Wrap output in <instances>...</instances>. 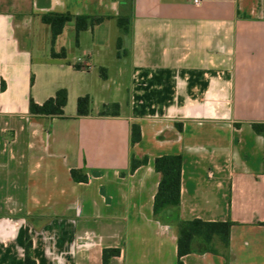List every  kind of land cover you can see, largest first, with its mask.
<instances>
[{"label":"crops","instance_id":"obj_1","mask_svg":"<svg viewBox=\"0 0 264 264\" xmlns=\"http://www.w3.org/2000/svg\"><path fill=\"white\" fill-rule=\"evenodd\" d=\"M48 13L105 20L79 34L69 21L52 44ZM61 89L63 117L31 115V100ZM253 123L264 124V0H0V264H25L27 233L36 264H103L105 249L120 250L109 264H177V223L193 220L231 222L229 246L197 241L184 264H264ZM165 155L182 157L181 202L156 218ZM133 158L147 163L132 171Z\"/></svg>","mask_w":264,"mask_h":264},{"label":"trees","instance_id":"obj_2","mask_svg":"<svg viewBox=\"0 0 264 264\" xmlns=\"http://www.w3.org/2000/svg\"><path fill=\"white\" fill-rule=\"evenodd\" d=\"M76 22V30L79 34L81 31L94 27L102 23L105 17H88V16H73L70 13H48L42 16V21L50 25L52 30V44L59 35L62 34L65 24L69 21ZM117 24L121 35H126L130 32L131 15L121 14L117 18ZM122 46V38L118 39V48ZM54 58H65L66 54L63 50L61 53H55L52 50ZM78 68V67H77ZM68 102V92L66 89L57 91L56 95L43 104H37L33 100L30 101V113L33 116L45 117H63L65 107ZM115 114H118L119 106L112 105ZM77 113L79 116L90 114V98L88 96L80 97L77 101ZM180 128V127H179ZM253 130L264 136V124L253 123ZM141 129L137 124L132 125L133 144L140 142ZM147 158L142 160L132 159L131 169L134 171L139 166L146 164ZM155 170L161 174L158 192L154 201V215L160 218L161 214L170 208H178L181 202V172H182V157L181 155H165L157 157L155 160ZM71 176L76 182H87L88 177L85 173L79 170H72ZM231 222H203L201 220L179 221L177 223L179 229L178 237V259L177 264H184L182 257L194 252V243L200 242L206 246L208 251L211 250L210 245L214 239H218L225 247L229 246ZM32 241L27 233L25 245V264H36L31 258ZM120 254L119 249H105L103 252V264H109V260Z\"/></svg>","mask_w":264,"mask_h":264},{"label":"built area","instance_id":"obj_3","mask_svg":"<svg viewBox=\"0 0 264 264\" xmlns=\"http://www.w3.org/2000/svg\"><path fill=\"white\" fill-rule=\"evenodd\" d=\"M202 0H193L194 5H199L201 4Z\"/></svg>","mask_w":264,"mask_h":264}]
</instances>
